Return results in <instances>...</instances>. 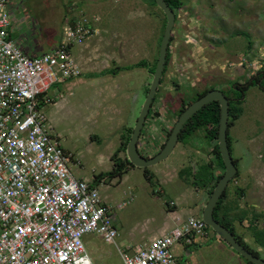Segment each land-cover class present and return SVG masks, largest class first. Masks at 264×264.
I'll list each match as a JSON object with an SVG mask.
<instances>
[{
  "label": "rangeland",
  "instance_id": "1",
  "mask_svg": "<svg viewBox=\"0 0 264 264\" xmlns=\"http://www.w3.org/2000/svg\"><path fill=\"white\" fill-rule=\"evenodd\" d=\"M155 1L8 3L13 37L35 54L50 52L60 44L68 21L78 12L98 18V34L71 49L82 75L58 83L50 91L53 102L45 108L51 133L73 154L72 172L98 186L119 231L116 244L96 232L84 236L96 264H125L118 247L134 250L144 246L177 225L175 214L183 219L202 217L210 198L206 185L217 141L205 129L186 136L167 160L149 167L152 179L138 167H130L121 177L110 175L112 157L122 146L127 129L134 130L153 81L147 68H122L142 60L153 65L159 57L165 19ZM183 1L171 38V61L139 140V151L147 156L160 152L156 145L162 127L174 126L175 112L193 99L195 90L240 83L252 69L264 65V0ZM243 107V115L229 129L240 175L229 183L226 202L235 204V231L264 259V92L250 87ZM171 201L174 207L169 206ZM173 251L183 264L220 260L215 253L209 261L205 249L194 250L186 261L181 245Z\"/></svg>",
  "mask_w": 264,
  "mask_h": 264
},
{
  "label": "built area",
  "instance_id": "2",
  "mask_svg": "<svg viewBox=\"0 0 264 264\" xmlns=\"http://www.w3.org/2000/svg\"><path fill=\"white\" fill-rule=\"evenodd\" d=\"M8 3L0 0V264H96L84 236L116 244L119 231L98 186L72 172L73 154L51 133L44 103L54 84L82 75L71 49L98 34V18L78 12L60 44L32 57L12 37ZM207 229L190 216L142 247L118 250L125 264H183L174 246L193 245Z\"/></svg>",
  "mask_w": 264,
  "mask_h": 264
},
{
  "label": "water",
  "instance_id": "3",
  "mask_svg": "<svg viewBox=\"0 0 264 264\" xmlns=\"http://www.w3.org/2000/svg\"><path fill=\"white\" fill-rule=\"evenodd\" d=\"M157 6L163 11L167 18V24L162 38L161 47L159 50V57L156 65L155 72L153 73V81L149 89L145 104L141 111V115L137 121V124L131 134L130 141L127 145V158L129 161L138 168L147 169L155 166L160 162L167 160L177 147L180 135L186 123L202 108L212 102H218L221 107L220 124L218 131V144L222 159L225 164V173L218 181L210 198L203 210L202 220L210 227L221 239H223L235 252L252 264H264V259L255 255L252 251L247 249L242 243H240L234 233L225 225L220 223L215 218V209L219 200L226 191L229 183L238 174V168L234 162L230 146H229V118H230V102L226 95L220 90H211L200 99L192 102L182 112L177 121L175 122L170 136L164 146V148L156 155L146 158L142 156L139 151V140L143 132L147 117L150 113L155 96L158 92L161 80L165 71L169 46L173 30L176 24V13L169 6L166 0H156Z\"/></svg>",
  "mask_w": 264,
  "mask_h": 264
},
{
  "label": "trees",
  "instance_id": "4",
  "mask_svg": "<svg viewBox=\"0 0 264 264\" xmlns=\"http://www.w3.org/2000/svg\"><path fill=\"white\" fill-rule=\"evenodd\" d=\"M166 2L169 4V6L174 10V12L176 13L177 16V20H178V11L179 9L182 8V6L184 5V1L183 0H166ZM154 5L157 6L156 1L154 2ZM158 7V6H157ZM162 13L163 11L161 9H159ZM164 15V31L166 28V24H167V18ZM176 20V22H177ZM162 42V38L160 41V45ZM172 43V42H171ZM171 43L169 46V51H168V57H167V63H166V67H165V71L161 80V84L164 82V76L167 72L169 63L171 61V56H172V52H171ZM253 47V44L251 45L250 48ZM160 50V48H159ZM157 61L158 58L155 60V63L153 65H150L149 62L147 61H140L135 65H131V66H125L122 68V70H133L134 68H138V67H143V68H147L149 73L151 75H153V73L155 72L156 69V65H157ZM231 87V86H230ZM160 88V86H159ZM212 89V88H211ZM159 91V89H158ZM234 91V90H233ZM149 92V90L147 91V93ZM209 92V90H205L202 92H196V90L194 91V95H193V99L188 103H184L178 111H176V120L179 118V116L182 114V112L187 108V106H189L192 102L200 99L202 96H204L205 94H207ZM230 118H229V129L234 126V124L241 118V116L244 113V107H243V103L239 102V101H232L231 105H230ZM157 115H160L158 112H156ZM220 114H221V107L220 104L218 102H212L210 104H208L207 106H205L204 108H202L198 113H196L184 126L182 133L180 135V141H182L186 136H190L192 134H194L195 132L199 131L200 129H205L208 131L209 136L212 138V140L217 141V144L214 146L212 152L213 154H215L216 159L214 161V163L212 162V164H210V166H212V173L210 176L209 181L207 182L206 187H208L209 189V194L211 195V193L213 192L215 186L217 185L218 181L222 178V176L225 173V164L224 161L222 159L220 150H219V144H218V131H219V124H220ZM172 128L169 130L168 134H167V139L168 140L170 133H171ZM230 131V130H229ZM127 136L124 137L123 139V143L122 146L120 147V149L117 151L116 154L113 155L112 159L114 161V168L111 171L110 175L112 178L118 177V176H122L124 172H126V170H128L130 167H135L127 158V154H126V150H127V145L130 141L131 138V134L133 133V128H129L127 129ZM228 139H229V146H230V150L231 153L233 151L232 148V142H231V138H230V132L228 134ZM166 142L162 145L161 149L162 150L165 146ZM123 152L125 154L124 157H120V153ZM142 156L146 157V158H150L152 156H147V155H143ZM233 156V153H232ZM238 160L234 158V162L236 163ZM215 165V166H214ZM214 168L216 170H219V174L214 177ZM148 168L145 169V174L149 179H152V177L149 175L148 173ZM240 175V172H238L237 176ZM100 179H102V177L97 178V181H100ZM244 195V191L243 189L241 190V195ZM226 196H227V189L224 192V194L222 195L221 199L218 202V205L216 206L215 209V218L222 223L223 225H225L226 227H228L236 236L237 240L242 243L247 249H249L250 251H252L255 255L260 256L259 253L252 249L250 247L249 244H247L245 242V240L243 239L242 236H240L239 234H237V232L235 231L234 228V220L237 218V215L235 213V204H233L232 206L228 205V202H226ZM169 206H170V202H169ZM238 207V206H237ZM242 221V220H241ZM208 229H211L210 227H208ZM212 230V229H211ZM215 233V232H214ZM215 235L217 237H219L216 233ZM261 235V234H260ZM220 238V237H219ZM244 258V257H243ZM245 259V258H244ZM246 260V259H245ZM246 262L248 264H252L251 262H249L248 260H246Z\"/></svg>",
  "mask_w": 264,
  "mask_h": 264
},
{
  "label": "crops",
  "instance_id": "5",
  "mask_svg": "<svg viewBox=\"0 0 264 264\" xmlns=\"http://www.w3.org/2000/svg\"><path fill=\"white\" fill-rule=\"evenodd\" d=\"M144 1V0H142ZM250 4H246V6H249ZM72 5H69L68 7L71 8ZM11 34H12V31H11ZM12 37H13V34H12ZM14 38V37H13ZM15 39V38H14ZM19 44L21 45V47L23 48L24 52L29 55V56H36V55H39V54H35V53H31L29 52V50L27 49V47L23 46L22 43L18 40ZM89 56V55H87ZM60 82H63V80L59 81L58 83ZM54 84L51 89L49 90L48 94H47V98L51 99V102H53V97H54V92L52 91V95L50 94V91L58 84ZM139 98V95H137L136 97V100H138ZM45 105V108H46V101L44 103ZM46 110V109H45ZM173 126H171L169 128L168 125L162 127L161 129V133H160V136L159 138L157 139V145H156V148L159 147V151H161V147L162 145L167 142L166 139H167V134L169 132V130L172 128ZM155 155V154H154ZM152 155V156H154ZM213 155V160L212 162L214 163L215 159H216V156L215 154H212ZM215 166V165H214ZM219 170H216L214 168V177H216L218 174H219ZM93 183V182H92ZM189 218V217H188ZM188 218L186 219H183L180 217L179 214H175L174 215V220L176 221L177 225L181 222H184L186 221ZM202 218V217H200ZM175 225V226H177ZM175 226L173 227H169V229L167 230V232H163V234L161 236H164L166 234L169 233V231L174 228ZM243 235V234H242ZM161 236H158V237H161ZM177 245H181L183 247V250L186 252L185 255H184V261H186L188 259V257L190 255H193L195 252L194 250H206L208 252V255L206 256V258L210 261L211 259V256H213L215 253H217V256L220 258L219 261H217L216 259V264H248L246 262H244L239 256L238 254H236L234 251H232L231 247L221 238L217 237V236H213L211 234H209V232L207 233V235L205 237H202V238H197V240L195 241V243L191 246H187L185 244H176L174 246V248L177 246ZM204 246V247H203ZM133 250V249H132ZM216 258V257H215Z\"/></svg>",
  "mask_w": 264,
  "mask_h": 264
},
{
  "label": "flooded vegetation",
  "instance_id": "6",
  "mask_svg": "<svg viewBox=\"0 0 264 264\" xmlns=\"http://www.w3.org/2000/svg\"><path fill=\"white\" fill-rule=\"evenodd\" d=\"M252 86L257 87L258 89L264 92V65H262L261 68L252 69L248 77L245 78L240 83L236 84L232 82L231 87L228 85H224L220 88H217L215 84H212V85L207 86L205 89L201 91L196 90V92H202L205 90H209V92L211 90H220L229 99V102L231 105L232 101H236V102L239 101V102L245 103V101H247V92ZM235 164L237 166V162Z\"/></svg>",
  "mask_w": 264,
  "mask_h": 264
}]
</instances>
